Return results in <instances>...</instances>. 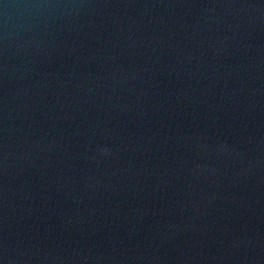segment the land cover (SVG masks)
<instances>
[{"label": "water", "instance_id": "obj_1", "mask_svg": "<svg viewBox=\"0 0 264 264\" xmlns=\"http://www.w3.org/2000/svg\"><path fill=\"white\" fill-rule=\"evenodd\" d=\"M0 264H264V0H0Z\"/></svg>", "mask_w": 264, "mask_h": 264}]
</instances>
